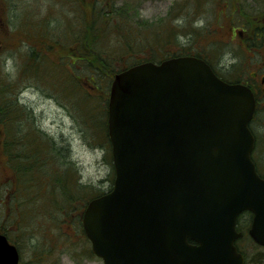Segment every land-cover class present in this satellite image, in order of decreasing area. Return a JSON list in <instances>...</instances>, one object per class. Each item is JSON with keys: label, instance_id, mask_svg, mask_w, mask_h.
<instances>
[{"label": "rangeland", "instance_id": "obj_1", "mask_svg": "<svg viewBox=\"0 0 264 264\" xmlns=\"http://www.w3.org/2000/svg\"><path fill=\"white\" fill-rule=\"evenodd\" d=\"M255 3L0 0V101H14L8 105L15 119L11 134L16 133L30 161L21 158L22 168L34 165L42 177L51 171L52 183L55 174L70 172L65 175L69 187L60 184L62 176L60 187L48 189L50 195L36 181L21 185L14 181V165L0 144V227L19 246L23 264H104L75 219L85 195L107 192L114 179L104 131L109 76L142 59L158 63L197 54L218 64L228 62L230 44L223 34L229 21L235 27L255 22ZM258 121H264V111ZM260 133L263 139L262 128ZM3 139L0 134V143ZM79 187L80 200L69 215L74 206L61 208L63 188ZM239 245L248 257L264 254L246 239Z\"/></svg>", "mask_w": 264, "mask_h": 264}, {"label": "water", "instance_id": "obj_2", "mask_svg": "<svg viewBox=\"0 0 264 264\" xmlns=\"http://www.w3.org/2000/svg\"><path fill=\"white\" fill-rule=\"evenodd\" d=\"M249 90L220 80L196 57L118 73L108 105L113 189L83 225L104 264H244L238 216L264 247V178L251 160ZM0 233V264H18Z\"/></svg>", "mask_w": 264, "mask_h": 264}, {"label": "flooded vegetation", "instance_id": "obj_3", "mask_svg": "<svg viewBox=\"0 0 264 264\" xmlns=\"http://www.w3.org/2000/svg\"><path fill=\"white\" fill-rule=\"evenodd\" d=\"M237 4L238 1H234L233 7ZM255 4L259 9L255 22L235 27L234 23L229 21L230 27L223 34L222 40L230 44V61L218 64L209 59L207 62L221 79L230 84L243 85L253 93L256 107L249 128L255 143L251 156L257 172L264 174V138H260L261 128L264 137V121H258L259 113L264 111V0H256ZM227 8L226 3L225 9ZM19 251L20 264H23L20 248Z\"/></svg>", "mask_w": 264, "mask_h": 264}, {"label": "trees", "instance_id": "obj_4", "mask_svg": "<svg viewBox=\"0 0 264 264\" xmlns=\"http://www.w3.org/2000/svg\"><path fill=\"white\" fill-rule=\"evenodd\" d=\"M104 7H105V4H104ZM124 47L127 48L128 45H126V46L122 45V49ZM172 57H176V56H172ZM137 61L138 62L133 63L131 66L139 64V63H142V62H145V61H154V60L142 59L140 61L139 60H137ZM131 66H129V67H131ZM129 67H126L125 69H127ZM125 69H123V70H125ZM123 70H120V71L116 72L113 76H109L108 79H110V80H109V84H108V92H107L108 95H107L106 104H108V98H109V92H110V87H111L112 80H113L114 76L117 73H119V72H121ZM93 95H94L93 93H89V96H93ZM89 99H90V97H89ZM13 102L14 101H12L11 99H6L4 101L3 100L0 101V134L2 136H4V139L1 141L0 144H1V146L3 144V148H4L3 150H4V153H5L4 155L7 157V162L14 165V170H13V172H14V181L20 182L21 185H24L26 183L28 185H30V183L32 184L33 182L36 181L37 185H39V188L44 185L46 187L45 189L47 190V195H50V194L53 193L52 192V193L48 194V189L50 188V186L51 185L53 186V184H54V185L60 187L61 185L60 186L58 185L60 183V182H58V180H60L61 177L64 176L65 180H64L63 183H60V184H62L64 187L65 186L69 187V184H68L69 182H68V179L66 180L65 175L66 174H67V176L70 175V172H62L63 173L62 175H61V173L55 174V177L57 176V179H53L54 181L52 183V177H50V174L52 173L51 171H45L44 172L45 177H42V175L39 176V175L36 174L37 172H36V170L34 168V165H31L29 170H26V169L22 168L21 158L25 157V159H26L28 164L30 163V161H29L28 155L27 156L26 155L23 156L21 147H19V145H18V142L20 140L17 138L16 133L11 134V129L13 128V125H14L13 122H14L15 119H14V116L12 115L11 111H9L11 108L8 105H11ZM22 111H23V109H22ZM106 114H107V106H106ZM104 131H105L106 141L108 142L109 141V137H108V134H107V120L105 122ZM113 173H114V169H113ZM24 176H28L29 177V182L28 181L23 182V177ZM112 185H113V181H112ZM74 186H76V185H74ZM86 188L88 189V187H86ZM111 188H112V186H111ZM63 189H64L63 191H64V194H65V197L63 198L64 200L60 203L61 204L60 206H61V208L63 207V209H64V207H69V206L73 207L74 206L68 212V214L71 215L73 213L72 210H75L76 206H77V204H75V202L80 200L79 197H80L81 193L78 192V190H80V187L77 188V191H76V188H75V191H73V190H71L69 188H63ZM82 190H84V189H82ZM103 193H105V192L101 191L99 193V195L97 194L96 196L89 195V193H87L85 195L84 201L85 200L86 201L84 202V206H82L81 209L79 207L78 210L80 211V213L77 215L78 219H75V221H77L79 225H80V222H81V226H82V219H83L84 210L86 209L89 201H91L95 197H98V196L102 195ZM47 195H45V198H47ZM90 196H91V198H89ZM53 207L56 208L57 205H55ZM46 210L52 211L51 208H47V207H46ZM252 217L253 216L250 213L241 214L239 219H238V222H237L238 231L243 233V237L240 240H238V242H237V247L241 251H242V248H241V246L239 244H240V241H242V240L244 241L246 239V240H248V242L250 241V243L254 245V242L252 241V239L250 238V236L248 234V230H249L250 225L252 223ZM0 230H2L1 227H0ZM245 255L247 257V263L246 264H249V263H251V264H264V254L256 253L255 256L253 255L252 257H248L247 254H245Z\"/></svg>", "mask_w": 264, "mask_h": 264}]
</instances>
